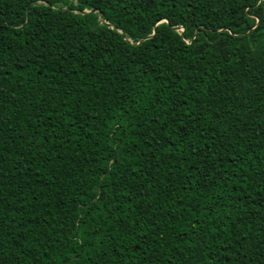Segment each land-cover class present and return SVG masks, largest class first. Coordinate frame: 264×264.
<instances>
[{"label": "trees", "instance_id": "trees-1", "mask_svg": "<svg viewBox=\"0 0 264 264\" xmlns=\"http://www.w3.org/2000/svg\"><path fill=\"white\" fill-rule=\"evenodd\" d=\"M0 264H264V0H0Z\"/></svg>", "mask_w": 264, "mask_h": 264}]
</instances>
